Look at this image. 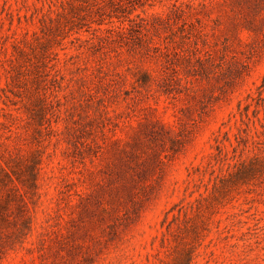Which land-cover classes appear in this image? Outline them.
<instances>
[{
    "label": "rangeland",
    "instance_id": "obj_1",
    "mask_svg": "<svg viewBox=\"0 0 264 264\" xmlns=\"http://www.w3.org/2000/svg\"><path fill=\"white\" fill-rule=\"evenodd\" d=\"M35 158L0 264H264V0H0V161Z\"/></svg>",
    "mask_w": 264,
    "mask_h": 264
},
{
    "label": "trees",
    "instance_id": "obj_2",
    "mask_svg": "<svg viewBox=\"0 0 264 264\" xmlns=\"http://www.w3.org/2000/svg\"><path fill=\"white\" fill-rule=\"evenodd\" d=\"M248 110V108L245 109L246 112H248ZM39 165L40 162L38 158H35L34 161L25 165V168H27V179L25 180L24 176H22L23 170H20V174L19 172H15V168L11 165V162L4 160L0 161V194L3 191H7L5 196L0 195V225L1 223L8 224L9 222H14L13 216L10 214L13 209L17 208L21 212L28 211L30 202L26 194V188H30V190L37 189ZM183 212L186 213L182 208L178 211L177 217H180ZM31 224V217H29L27 221L25 219L26 229L30 230ZM162 227H164L162 246H165L169 240V233L171 230L170 225L167 224V218L163 220ZM194 236L195 237L190 239L191 243L188 246L190 248L180 257L178 264H194L196 259L195 251L203 242V237L200 235V232L197 234V232L194 231Z\"/></svg>",
    "mask_w": 264,
    "mask_h": 264
}]
</instances>
